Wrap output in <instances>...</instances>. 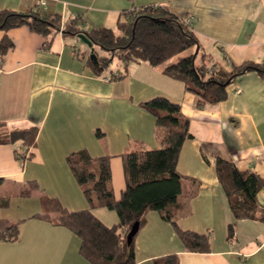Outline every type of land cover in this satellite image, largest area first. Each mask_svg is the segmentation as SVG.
<instances>
[{
    "label": "crops",
    "instance_id": "obj_1",
    "mask_svg": "<svg viewBox=\"0 0 264 264\" xmlns=\"http://www.w3.org/2000/svg\"><path fill=\"white\" fill-rule=\"evenodd\" d=\"M47 2L39 8L38 0H0V10L40 9L60 17V30L49 35L26 25L9 29L14 46L0 52V133L38 129L29 149L22 140L0 145L2 184L16 186L6 195L11 203L0 210V218L22 221L18 242H0V264H91L80 254L76 234L35 216L44 211V196L57 198L70 211L89 207L68 163L80 151L95 159L112 157V182L119 195L125 187L120 155L162 146L163 127L142 105L158 96L180 104L190 119L193 138L185 141L178 161L185 178L177 221L184 231L209 242L210 250H188L173 225L151 211L135 240L136 264H154L168 254H178L179 264H264V222L234 218L216 169L219 154L240 171L252 170L264 179V75L246 72L228 86L226 100L198 107L196 95L164 72L179 58L164 66L131 62L125 77L114 79L123 63L121 69L97 73L89 61L91 48L65 33L73 18L87 30L114 28L124 10L162 5L179 17L193 16L199 51L209 65L264 63V0ZM110 13L117 21H108ZM5 33L0 29V42ZM31 182L38 184L31 196L18 194ZM257 203L264 208V187ZM96 214L107 224L118 222L105 208ZM231 223L233 239L228 238Z\"/></svg>",
    "mask_w": 264,
    "mask_h": 264
},
{
    "label": "trees",
    "instance_id": "obj_2",
    "mask_svg": "<svg viewBox=\"0 0 264 264\" xmlns=\"http://www.w3.org/2000/svg\"><path fill=\"white\" fill-rule=\"evenodd\" d=\"M122 16L114 28L87 30L81 26L79 18L71 19L65 28L66 34L78 36L83 33L93 42L94 49L100 47L110 53V56H99L95 51L99 61L97 64L90 58L97 73L101 74L110 61L118 57L124 64L120 77L123 78L131 62H147L158 66L193 46H201L192 24L165 6L150 5L124 10ZM23 25L39 34L49 35L60 30V17L40 9L27 12L0 10V29L6 32L0 42L2 55L14 46L7 31ZM197 56L198 53L182 58L168 65L164 72L182 81L186 91L196 95L198 107L226 100L228 86L246 72L257 71L264 75V63L245 61L230 67L218 63L209 65L206 55H203V63L198 65ZM142 105L163 127L162 146L141 148L120 155L125 180L121 193L117 195L112 187V157L95 159L87 151H80L70 155L68 163L89 207L70 211L57 198L44 196V211L35 216L64 226L76 234L81 240L80 254L91 264H136L135 240L148 223L151 211L159 212L163 220L173 225L188 250H210L209 242L184 231L177 221L181 209L178 197L182 193V181L185 178L178 171V161L185 141L193 138L190 119L183 113L180 104L164 96L155 97ZM2 125L4 123L0 121ZM37 134V128L3 132L0 133V145L22 140L29 149L36 144ZM216 169L234 218L264 222V208L257 203L264 179L255 171H240L235 163L219 154L216 155ZM2 181L0 178V186ZM36 188L38 184L31 182V187L20 195L29 197ZM11 199L10 196L0 195V210L10 205ZM100 208L115 211L118 222L112 225L105 223L96 214ZM136 222L140 229L129 244L128 235ZM21 223L0 218V242H18L21 238ZM234 236L235 226L231 223L228 226V238L233 239ZM154 264H179V256L168 254L157 258Z\"/></svg>",
    "mask_w": 264,
    "mask_h": 264
},
{
    "label": "rangeland",
    "instance_id": "obj_3",
    "mask_svg": "<svg viewBox=\"0 0 264 264\" xmlns=\"http://www.w3.org/2000/svg\"><path fill=\"white\" fill-rule=\"evenodd\" d=\"M159 1H162V0H159ZM110 18H109V20L108 21H117V19H115V18H117V15L116 14H114V13H110ZM188 17H193V16H191V15H187ZM84 45V44H83ZM85 46V48H86V45H84ZM83 46V47H84ZM95 51H96V53H98V55L100 56H102L103 54H105V56H110V53L108 52V51H106V50H104V49H102V48H100V47H97L96 49H95ZM196 53H198V56H197V59H196V62H197V64L198 65H201L202 63H203V61H202V58H203V55H204V52H203V50L202 49H200V51H199V48L198 47H196V46H193V47H191V48H189V49H187L186 51H184L183 53H181L179 56H177V57H175V58H173V59H171V60H169V61H167V62H165V63H168V62H170V61H172V60H174V59H177V58H179V60L180 59H182V58H185V57H187V56H189V55H192V54H196ZM207 62H209V60H207ZM122 60L120 59V58H118V57H116V58H114L113 60H111L110 61V64L106 67V69L105 70H107L108 72L109 71H111V70H113V69H121L122 68ZM173 64V63H172ZM163 66H164V63H163ZM122 76V73H120L119 71H116L114 74H113V78L114 79H118V78H120ZM14 187H16V186H14V184L13 183H10V182H8V183H6V184H2L1 186H0V195H9V194H11V192H12V189L14 188ZM112 187H113V182H112ZM114 188V187H113ZM18 189V188H17ZM27 189V188H26ZM23 190H25V189H19V191H18V194H21V192L23 191ZM13 209V208H12ZM107 211H110L111 213H113V215H115L116 217H118V215H117V213L115 212V211H111V210H108L107 209ZM106 220H108V219H106ZM117 221H118V219H117ZM107 222H110V221H107ZM112 222V221H111ZM112 224H114V223H109V225H112Z\"/></svg>",
    "mask_w": 264,
    "mask_h": 264
},
{
    "label": "water",
    "instance_id": "obj_4",
    "mask_svg": "<svg viewBox=\"0 0 264 264\" xmlns=\"http://www.w3.org/2000/svg\"><path fill=\"white\" fill-rule=\"evenodd\" d=\"M78 37L84 42L86 43L90 48H91V55L90 58L95 61V63L97 64L98 61V56L95 53V49H94V44L93 42L83 33L78 34ZM140 228V225L138 222H136L131 230V232L128 235V243L130 244L133 237L138 233Z\"/></svg>",
    "mask_w": 264,
    "mask_h": 264
},
{
    "label": "built area",
    "instance_id": "obj_5",
    "mask_svg": "<svg viewBox=\"0 0 264 264\" xmlns=\"http://www.w3.org/2000/svg\"><path fill=\"white\" fill-rule=\"evenodd\" d=\"M47 0H38V4H37V6L40 8H44L46 5H47ZM185 20H186V22L188 23V24H192V22H193V17H188V16H186L185 17Z\"/></svg>",
    "mask_w": 264,
    "mask_h": 264
},
{
    "label": "bare ground",
    "instance_id": "obj_6",
    "mask_svg": "<svg viewBox=\"0 0 264 264\" xmlns=\"http://www.w3.org/2000/svg\"><path fill=\"white\" fill-rule=\"evenodd\" d=\"M97 55V54H96ZM140 229V228H139Z\"/></svg>",
    "mask_w": 264,
    "mask_h": 264
}]
</instances>
